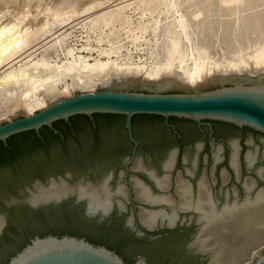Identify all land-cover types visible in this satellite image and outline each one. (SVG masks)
<instances>
[{
  "label": "bare ground",
  "instance_id": "bare-ground-1",
  "mask_svg": "<svg viewBox=\"0 0 264 264\" xmlns=\"http://www.w3.org/2000/svg\"><path fill=\"white\" fill-rule=\"evenodd\" d=\"M106 1L109 2L110 0ZM138 1L141 3V8H143L144 11L148 10L152 14L155 13L150 23V26L154 29L158 27L162 16L169 15L172 17L169 26L173 28L172 36L161 45H158L157 42L154 43L152 40L154 44L150 43L151 45L148 48V61H144V63L136 62L133 58L121 54L123 45L110 44L109 47L98 48L96 50L98 52L97 57H93L92 51L95 48L88 44L82 45L80 48L75 44H65L70 32L65 29L63 31H58L57 29V31L54 32V28L63 26L77 14L78 10L74 8L75 6H64L63 8L53 10L45 7L43 10H37V13L40 11L46 13V16H44L46 19L42 21L39 26H32L27 22L30 13L27 9L15 14L12 13L13 15L10 19L8 18L0 22V67H7L0 73V122L10 119L20 113H31L60 96L73 94L75 89H93L100 81L109 75L131 77L138 82L155 81L159 78L169 76L189 85H197L206 81L207 76L212 73L241 71L248 69L249 66H264V0L216 1L218 6L228 7L227 14L233 17V25L235 27L241 25L245 30H243L245 32V36L243 37H246V44L243 41L245 44H242L243 47H241L237 39H235L237 37L235 36L236 32L233 34L232 40L229 37L233 43L229 44L227 42L226 45L229 48L237 43L235 46L236 49H234L233 54L230 55L229 58H224L223 60H219L217 57H214L215 55H211L209 46L206 44L207 42L203 43V41H205L204 39L201 43H198L199 39L198 41L195 40L196 42L194 40V42H192L188 31L189 18L191 15L195 14L194 12V14L189 13L188 10L192 7L195 8L197 5L206 6V3H211V0ZM185 2L190 3L186 9L187 12L182 11L184 7L181 10V6H183ZM122 3L123 2H120V4ZM132 3L133 1L122 4L116 10L101 12L90 18L88 23L97 25L101 22L107 27L112 21L124 13L123 11ZM101 4V2L93 1L85 8L83 7V10L81 8V13L93 11ZM212 5H215V3ZM220 7L218 11L221 9ZM256 8L258 9L254 11ZM202 9H204V7ZM210 9L211 8L207 6L202 13L207 14L211 12ZM247 10L251 12L248 11L249 13L245 14V19L242 18L240 20V15H243ZM198 12L201 13L199 10ZM215 12H217V10ZM35 16L36 13L34 15L32 14L33 18H35ZM203 16H201L202 19ZM218 19L220 20V18ZM125 21L129 23L128 18ZM88 27H90V25ZM205 29L207 28L205 27ZM197 31L198 33L200 32L199 30ZM252 33L255 39L250 41L249 36L251 35L249 34ZM161 39L162 38H160V40ZM226 39L227 38L224 40ZM135 40L138 41L137 38H135ZM96 42L99 47L103 41L99 38ZM219 42L220 41L217 43L219 44ZM226 45L224 44V46ZM158 46H160V49ZM40 49L44 51L48 49H52L53 51L54 49V56H52L53 54L48 56L44 54L45 52H42L43 54L35 58L37 51ZM217 52L218 51H216V53ZM4 101L9 104H5V102L2 106ZM232 148L230 164L236 170L237 144L233 143ZM172 152L176 154L175 149H173L170 154ZM219 152L220 148L216 150L217 154ZM170 154V157L165 162V169H169L173 165L175 155L174 153ZM217 154L215 155V159H218ZM254 158L255 153L248 152L246 154V161H248L249 165H251ZM137 160L136 157L131 163L132 169L141 167L140 162ZM258 174L263 176L264 169H259ZM107 176L100 184H98V182L97 186L90 182H88L90 185H70L63 178L58 179V181L52 179L48 185L36 184V190L31 192L29 200L31 202H39L76 192L79 197L87 198L88 210L95 211L101 209L106 211L112 206L114 195L126 197L122 185H119L115 191H110L107 188V181L110 175ZM167 178V176H163L155 179L160 189H166L168 187ZM130 180H132L131 186L138 200L144 203L173 206V200L169 196L152 195L148 187L141 181L134 177ZM252 186L253 183L251 179H247L244 182L246 190H249ZM176 192L179 196V201L177 206L171 209V212L167 213L168 211L165 209V211L163 209L148 210L140 207V210H138L140 221L147 227H152L158 219L160 221H166L168 224H174L178 219V210H194L198 213L197 221L200 223L198 227L199 232L197 231V236H194L192 244L197 249L209 251L210 257L207 264H243L250 261L254 253L264 245V191H259L252 199L246 196L240 203L233 202L231 204H224L219 210L215 209L210 199V194L205 184L202 182L199 183L198 195L194 202L191 201L190 186L186 181L178 180ZM117 203L120 206H124L122 201H117ZM131 221L132 215L129 216V222ZM2 225L3 217L0 216V228Z\"/></svg>",
  "mask_w": 264,
  "mask_h": 264
},
{
  "label": "rangeland",
  "instance_id": "rangeland-1",
  "mask_svg": "<svg viewBox=\"0 0 264 264\" xmlns=\"http://www.w3.org/2000/svg\"><path fill=\"white\" fill-rule=\"evenodd\" d=\"M93 1L101 2L102 4L98 8L94 9L93 11L81 13V11L89 3L93 2ZM131 1H133V3L131 5H129L125 9V11H123L124 12V13H122L123 15L121 14L117 19L112 21L109 26L105 27L104 24L101 22H99L97 25H91L90 23H88L89 19L94 17L95 15H98L101 12H105V11L116 10L122 4H126V3H129ZM196 1H198V0H196ZM216 1L217 0H211L210 1L212 4L215 3V5H212L211 3H208V4L206 3V6L200 5L201 8L199 5H197V6H195V8L192 7L188 10L189 13H193V12L195 13V14L193 13L194 15H191V17L189 18L191 21L189 20L188 31L190 33V37H191L192 42H194L195 40L198 41V39H199L198 43H201L204 39L205 41H203V43L207 42L206 44H208V46H209L211 55H213V56L215 55L214 57H217V59L223 60L224 58H229L230 55L233 54L234 49H236L235 46L237 43L229 47L232 51L226 45L227 42L229 44L233 43V42H231V40H232L231 38L233 37V34L236 32L235 36H237V37L235 39H237V42L241 45V47H243V45L246 44V37H243V36H245V32H244L245 30L242 28L241 25L236 26V27L233 25V17L229 16L227 14V10H228L227 8L228 7H226V6L220 7V6H218V3ZM120 2H123V3L120 4ZM189 5H190V3L185 2L183 4V6H181L182 7L181 10L184 7V9L182 11L185 12ZM210 5H212L213 8ZM64 6H72V7L75 6L74 8L76 10H78L77 14H75L63 26L58 27V28L55 27L54 32H56L57 29H58V31L59 30L63 31L65 29V30L70 32V35L67 37L65 44H75L78 48H80V46H82V45H87V44L94 47L95 49H93V51H92L93 57H97L98 52L96 50L98 48L109 47L110 44H112V45L113 44L114 45H123V47H122L123 49H121V54H124V55H127V56L133 58L136 62L144 63V61L145 62L148 61V48L151 44H154L157 42L158 45H161L162 43L167 41V39L169 37L172 36L173 28L169 27L170 23L172 21V17H170L169 15L162 16L160 18L158 27L154 29L152 26H150V23H151L152 19L154 18L155 13L152 14L148 10L144 11L143 8H141L142 5L138 0H110L109 2H107L106 0H103V1L102 0H0V22H3L4 20H7L8 18L10 19V17H12L13 14L27 9L30 12L28 15L29 18L27 19L28 20L27 22L32 26L33 25L39 26L41 24V22L46 19V17H44V16H46V13L43 11H40L39 13H37V10L38 11L43 10L45 7L51 8L53 10V9L63 8ZM207 6H208V8L212 9V10L210 9L211 12H209L207 14L202 13V11H204L207 8ZM203 7H204V9H202ZM219 7L221 8L219 10L221 12L218 11ZM81 8H82V10H81ZM223 8H224V10H223ZM258 8H260V7H258ZM258 8L254 9V11L257 10ZM198 10L201 13H199ZM216 10H217V12H215ZM248 11L249 10H247V12H245L243 15H240V20L245 17V14L251 12V11H249V12ZM222 12H225L226 14L222 13ZM35 13H36V16H35V18H33L32 14L34 15ZM201 16H203V19ZM205 16H207V17H205ZM220 16H223V17H220ZM208 17L210 18L211 21L209 20ZM127 18L129 19V23H126V21H125ZM218 18H220V20ZM221 20H223V21H221ZM204 21H206V22H204ZM226 22H228L230 24H228ZM215 23L217 24V26ZM145 24H147V25H145ZM209 24H210V26H209ZM89 25H90V27H88ZM191 25L192 26L195 25V26L192 27ZM227 25H228V27H227ZM204 26L208 30L205 29ZM167 28H169V29H167ZM195 28H196V30H195ZM223 29H224V31H223ZM197 30H199L200 32L198 33ZM215 30H217V31H215ZM240 31L242 32V34ZM153 32L155 35L153 34ZM158 33L159 34L161 33V34L159 35ZM222 35H223V37L224 36L225 37L223 38ZM249 35H251V36H249L250 41H253L255 39L254 34L252 33ZM253 36H254V38H253ZM129 37H130V39H129ZM153 37H154V39H153ZM159 37L162 38L161 39L162 41L160 40ZM229 37L231 40L229 39ZM99 38L102 39L103 42L98 47V44L96 41ZM135 38H137L138 41H136ZM225 38H227V39L224 40ZM152 40L154 41V43ZM156 40H158V41H156ZM128 41H129V43H128ZM218 41H220L221 43L219 42V44H218L217 43ZM243 41L245 44L243 43ZM213 42H214V44H213ZM209 43H210V45H209ZM224 44L226 46H224ZM159 47L160 46H158V48ZM140 49H142V50H140ZM224 49H225V51H224ZM216 51H218V52L216 53ZM42 52L43 53L45 52L44 53L45 55L47 54L48 56L49 55L51 56L53 54L52 56H54V53H53L54 49H53V51H52V49H48L46 51H44L43 49H40L39 51H37L35 58H37L41 54H43ZM84 54H86V53H84ZM6 68L0 67V73H2ZM5 102L6 101L3 102L2 106L4 105ZM5 104H9V103L6 102ZM20 114H22V113H20ZM94 117L96 120H98V122L103 127H105V129H107V135H110L109 138L111 141H113V123L110 124L107 122V120L113 119L114 123L116 125L115 127H117V129H118L117 131L119 132V135L114 133L117 136L116 138L118 139V143L113 142L114 148H112L106 154L104 159H101V161L93 160L92 162L90 161V162H87L83 165H80V164L75 165L74 167H71V168L66 167L63 169L62 172L55 171V172H50V173L43 174V175L35 173V174L31 175V177L26 179L24 181V183L17 188V190L9 191V192L4 194L3 201L5 202V204L6 205H11V204H27L28 205V199H29V196L31 195V193L29 191H27L26 189H24V187L25 188L30 187L33 191H35L36 187L35 188L33 187V184L35 183V181L42 180L43 182H47L50 176H55V177L57 175L64 176L65 173L69 174L65 179L71 183L70 185H76L78 183H87V182H89L88 180H91L92 182H94V184H97L98 182H101L108 175L109 172L112 171L113 177L109 180L108 185H109V187L110 186L112 187V188H110L111 190H114L117 187L118 182L120 180L117 172H118L119 168L121 167L122 159L126 155L129 154L130 142L126 137L125 129L122 126V120H123L122 116H107V115H102V114H96ZM133 120H134L135 131H136L138 137L140 139H142V143L139 145L138 150H137L138 159H139V162L141 164L140 165L141 167L135 168L131 172L135 176H138V177L140 176L144 180H147V175L141 168L146 169L147 171H150L152 168H154L157 172H161L162 171L161 170V164H162L164 158L167 156V154L169 152H171L176 147L178 148V152L176 155L175 163L173 165L172 173L175 174L178 171V169H183L185 172V169L187 170L189 168L190 169L194 168L193 169L194 172L197 175L199 174L200 178H203L205 172H207L209 174L210 181L213 183V185H212L213 192L219 198H221L222 195L223 196L226 195V193H229V192H231V194L234 193L233 191H235V185L238 186V183H239L236 178H238V180H240V178H241V182L242 181L244 182L246 178H252L251 175H255L256 169L258 170V168H260V167L264 168V156L262 154L263 150H264V133L253 130L247 126L235 127L232 125L224 124V123H222V121L209 120L212 123L213 127L217 128L218 134L224 135L227 139L237 137L238 139H242V140H248V139L253 140V145L244 144V145H242L241 148H239V150L242 152V154L243 153L246 154V152L248 150H251L253 152L256 151L255 161L250 166H248L247 163L242 161L241 156L240 157L238 156L239 160L241 161L242 177L239 178V176L237 177V175L231 174L230 176L228 175V178L225 181H223V179H220L217 182L216 179H214L211 175H212V173H215L217 175L216 169H217V171L221 172V171H223L225 166L228 167L227 166L228 165V159H225L223 157V154L221 155L220 159L217 161H215L212 158H207L205 156L206 153H208V150H213V148L208 147L206 144L202 145L197 150L193 147L194 142H196L198 140H202L204 138L203 133L198 129L195 122L188 120V119H185V118H180V117H172V118L168 119V121L172 122L177 127V129L182 133V140L181 141L179 140V142H178L177 140H175L174 133L164 123V121L158 117L136 114V116L133 117ZM70 121L77 123V125H79V127H80L81 132L86 131V130L89 131V123L84 116H74L73 115L71 117V119H69V122ZM55 125L62 128L65 132H68L69 129H71V127L69 126V123L67 125L64 123V121L58 120V121H56ZM203 128H204V131L207 132L206 124H203ZM158 134L164 135L166 137V141H165L164 145L159 150L155 149L150 144L151 138L153 136H157ZM32 138H33L32 132L17 133L16 135L11 137V139L13 140L12 142H16L18 144L19 148H22L23 146L25 148H27V147L28 148H34V146H32V143H31ZM67 138H68V141H70V142L74 141V139L70 135H68ZM231 140H233V139H231ZM0 148H2L1 144H0ZM195 151L198 152V158H196V162H195V156H194ZM214 151H216V149ZM0 168L1 169L8 168V164L6 162H3V164H1ZM147 168H150V169H147ZM81 180H85L86 182H79ZM56 181H58V180H56ZM259 185H260V187L258 189H264V176H262V179L259 180ZM67 198H73V197L69 196ZM114 200L122 201L123 204H124V202H123V200H124L126 202L127 210L126 211H119L117 209L116 205L114 204V207L111 209V211L108 213V215L113 210H115L117 215H121V219L123 220V224L125 225V221L127 219V216L130 213L129 200L127 199V197H123L121 195H115ZM75 203H80V207L82 209H84L83 201L75 202ZM159 207H164L167 210H170V208L168 206H164V205L155 206V207H152L151 209H156ZM190 213L191 212H182L181 217L176 221V224L174 225V227L180 223L183 215H190ZM1 215H4V218H5L6 223H7V218H6L7 211L1 209L0 210V216ZM97 216H99V215H97ZM99 218H101V217H99ZM6 223H4L1 226L0 234L3 232V229L6 226ZM59 224H61V223H59ZM80 224H82V223L73 224V225L75 227H82V228L85 227V226H83L84 224L83 225H80ZM188 226L189 227L187 228V235H185L182 239L179 240V245H178L177 249H175V250L172 249L169 252L164 251L161 253H157L156 251L153 252L149 249H146V252L150 255L153 264H204L205 263L206 258H202L201 254L196 253L194 246H188V242L192 239V235L196 230V225H194V223L192 222ZM162 228H165V227H162ZM162 228L158 227V229H154L153 231H158ZM85 229L90 230L94 234L107 235L111 241H113V239H116V235H114L113 232L108 233L106 230H100V229L88 227V226H86ZM13 246L14 245H12L11 247H13ZM262 246H264V245H262ZM126 249L130 250L129 248H126ZM11 254L12 253H10L9 255H11ZM138 255H143V254L139 253ZM191 255H194L195 258H192ZM143 256L145 257V255H143ZM1 259H2V257L0 256V262H2Z\"/></svg>",
  "mask_w": 264,
  "mask_h": 264
},
{
  "label": "water",
  "instance_id": "water-1",
  "mask_svg": "<svg viewBox=\"0 0 264 264\" xmlns=\"http://www.w3.org/2000/svg\"><path fill=\"white\" fill-rule=\"evenodd\" d=\"M93 113L122 114L124 116L123 127L128 140L131 142L130 152L122 159L121 168L118 170V176L126 184L127 197L130 203V213L125 224L135 230L138 235L146 232L149 237H153L151 231L154 229H158V227L171 228L176 222L168 224L166 221L158 219L152 227H147L138 217V210L141 205L155 207L156 204L144 203L138 200L134 196L131 186L130 174L133 171L131 163L138 157L137 146L139 144V139L134 136L132 131V115H160L163 117L164 123L177 137H180V133L175 125L168 121L169 116L191 120L195 122L200 131H203L202 125L206 124L212 141H214V137L212 136V127L209 120L227 122L236 127L247 126L264 133V66H249L248 69L241 71L212 73L207 76L206 81L197 85H189L169 76L155 81L138 82L131 77L109 75L93 89H75L73 94L60 96L31 113L18 114L10 119L2 120L0 122V141L6 143L7 138L11 135L27 130H34L42 139L43 136L39 130L44 125L54 133H58L62 139L63 133L55 127L54 121L63 120L70 125V116L84 114L89 117L94 127ZM174 149L177 151L178 148ZM164 161L162 168L166 170ZM143 170L150 179L154 180L146 169ZM152 171L156 175L155 170ZM68 175V173H65L64 176H50L47 182L37 180L33 187L35 188L36 184L47 185L52 179L58 180L60 178L71 184L65 179ZM108 175L111 178L112 171ZM88 181L94 184L91 180ZM79 182L86 181L81 180ZM110 188L112 187L110 186ZM156 188L158 187L156 186ZM25 189L30 193L33 191L30 187ZM69 196H73L75 201L84 202V212L87 216L99 215L103 217L111 211L114 204L119 211L127 210L124 200V206H120L114 198L112 206L106 211L101 209L88 210L87 198L79 197L76 192L39 202H31L28 199V204L35 207L41 204L56 203ZM130 215H132L131 222H129ZM1 216L3 217V224L6 223L4 215ZM182 222L183 220L180 224ZM195 223L197 228L192 235V239L188 242V246H194L192 241L199 227L197 220H195ZM195 252L200 253L202 258H206L204 264L208 263L209 251H203L195 247ZM0 264L151 263L143 255H136L132 262L127 261L114 248H110L103 243L93 242L84 235L68 232L62 234L47 232L45 234L35 233L30 235L19 249ZM243 264H264V246L254 253L250 261Z\"/></svg>",
  "mask_w": 264,
  "mask_h": 264
},
{
  "label": "trees",
  "instance_id": "trees-1",
  "mask_svg": "<svg viewBox=\"0 0 264 264\" xmlns=\"http://www.w3.org/2000/svg\"><path fill=\"white\" fill-rule=\"evenodd\" d=\"M96 114L124 117L122 114L93 113V118H95L94 116ZM142 115L155 116L163 120V117L160 115ZM74 116H84L89 123V131L86 130L81 132L79 125L70 121L73 128L65 132L55 125L56 121H58L56 120L53 124L63 133L62 139L58 133H54L50 128L44 125L39 130L40 134L43 136L42 139L34 130L20 132L33 133L31 143L34 148H25L24 146L19 148L18 144L12 142L13 140L11 139V137L16 134L8 137L6 143L0 141L2 145V148H0V167L3 162L8 164V168H0V210L7 211V223L3 232L0 234L1 260L6 261L9 254L19 249L30 235L35 233L45 234L47 232L58 234L68 232L84 235L93 242L103 243L110 248L114 247L125 260L130 262L133 261L136 255L142 253L147 260L153 264L146 249L153 252L156 251L157 253L164 251L169 252L172 249H177L179 240L182 239L186 233V231H184L187 229L186 227L161 229L160 231H167V233L164 234V232H162L158 237L151 238L148 235H135L134 232L123 224L121 215H117L115 210L102 218H99L97 215L87 216L80 207V203H75L70 198L57 203H48L37 207L27 204H5L3 201L4 194L9 191L17 190L26 179L35 173L43 175L55 171L62 172L66 167L71 168L75 165H83L93 160L101 161V159L105 158L104 151L110 148V142H108L110 135H107V129L96 119V126L93 127L89 117L84 114H76ZM134 116H136V114L131 117L133 134L138 137L134 128ZM71 117L72 116H70L69 119H71ZM172 117L174 116H169L168 119ZM107 122L110 124L113 123V134L116 133L119 135L114 120L110 119L107 120ZM64 123L68 125L66 121H64ZM67 134L70 135L74 141H68ZM78 223H82L80 225L84 224L83 226L85 227L88 226L106 230L108 233L113 232V234L116 235V239L111 241L107 235L94 234L90 230L85 229V227H75L73 225ZM180 228H184V230H180ZM12 245H14V248L11 247ZM191 257L195 258L194 255H191Z\"/></svg>",
  "mask_w": 264,
  "mask_h": 264
},
{
  "label": "flooded vegetation",
  "instance_id": "flooded-vegetation-1",
  "mask_svg": "<svg viewBox=\"0 0 264 264\" xmlns=\"http://www.w3.org/2000/svg\"><path fill=\"white\" fill-rule=\"evenodd\" d=\"M93 120H94V123H95V125L94 126H96V122H95V118H93ZM222 123H224V124H228V125H232V124H230V123H227V122H222ZM70 125H71V127L73 128V126H72V124H71V122H70ZM122 126H123V123H122ZM207 126V125H206ZM232 126H234V125H232ZM56 127V126H55ZM176 127V126H175ZM202 127H203V125H202ZM211 127H212V136L214 137V141H212L211 140V136L208 134V131H209V128H208V126H207V132H205L204 131V128H203V131H201L202 133H203V139L202 140H198V141H196V142H194L193 143V147L197 150V149H199L202 145H204V144H206L208 147H212L213 148V150H208V153H206V157L207 158H212V159H214L215 161H217V160H219L220 159V157H221V155L223 154V157L225 158V159H228V167H224V169H223V171H221V172H219V171H217V169H216V172H217V175L215 174V173H212V177L214 178V179H216V181L218 182L220 179H223V181H225L227 178H228V175L230 176L231 174L232 175H237V177L239 176V178L240 177H242V174H241V172H242V167H241V161L239 160V157L241 156L242 158V161H244L245 163H247V165L248 166H250L249 164H248V161H246L247 159H246V154L249 152V153H255V156H256V151L255 152H253V151H251V150H248L247 152H246V154L245 153H243L242 154V152L239 150V148H241L242 147V145H244V144H251V145H253V140H242V139H238L237 137H234V138H231V139H233V140H231L230 138H226L224 135H222V134H218V132H217V128L216 127H213V125H212V123H211ZM236 127V126H235ZM57 128V127H56ZM58 128H60V127H58ZM71 128V129H72ZM124 128V127H123ZM177 128V127H176ZM62 129V128H61ZM125 129V128H124ZM171 130V129H170ZM178 130V129H177ZM132 131H133V126H132ZM172 131V130H171ZM179 131V130H178ZM179 133H180V137H177L176 136V134L174 135L175 136V140H177L178 142H179V140L181 141L182 140V133L179 131ZM135 136V135H134ZM80 137H81V135H80ZM117 136H116V134H113V141H111L110 140V138H109V140H108V142H110V145H109V149L106 151H104L105 152V156H106V154L112 149V148H114L113 147V142L115 143V142H117L118 143V139L116 138ZM126 137H127V135H126ZM136 138H138L139 139V144H138V146H137V150H138V147H139V145L142 143V139H140L139 137H137V136H135ZM154 137V138H153ZM152 138H153V140L152 141H150V144L155 148V149H157V150H159V149H161V147L164 145V143H165V141H166V137L164 136V135H160V134H158L157 136H153ZM151 138V139H152ZM128 139V138H127ZM130 142V141H129ZM233 143H236L237 144V168H236V170L231 166V164H230V155H231V152H232V150H233V148H232V144ZM106 144V143H105ZM130 146H131V142H130ZM130 146H129V152H130ZM177 148V147H176ZM218 148H220V152L217 154L216 153V151H214L215 149L217 150ZM223 152H222V151ZM177 152H178V149H177V151H176V154H175V152H172V153H174V155H175V158H174V161H173V165H174V163H175V159H176V155H177ZM171 153V154H172ZM169 154H170V152L167 154V158L165 157L164 158V167H165V162L168 160V158L170 157L169 156ZM170 154V155H171ZM194 156H195V162H196V158H198V152L197 151H195L194 152ZM218 155V159H215L216 157H215V155ZM263 154V153H262ZM239 156V157H238ZM256 158V157H255ZM255 158H254V160L252 161V163L255 161ZM137 159H138V157H137ZM137 161H139V159L137 160ZM136 162V161H135ZM134 162V163H135ZM121 163H122V161H121ZM133 163V164H134ZM163 163V162H162ZM251 163V164H252ZM132 164V165H133ZM173 165H172V167H170L169 169H167L166 168V170H164L163 168H162V164H161V172H157L154 168H152L150 171H147L151 176H152V178L154 179V180H152V179H150L149 177H148V174L146 173V175H147V180H144L143 178H141L140 176V178L138 177V176H135L133 173H131L130 174V179L132 178V177H134L135 179H138L139 181H141L145 186H147L148 187V189L150 190V192H151V194L152 195H163V196H169L172 200H173V206H168V205H166V204H158V205H156V206H159V205H164V206H168L169 208H170V210H167L166 208H164V207H159V208H156V209H154V210H159V209H165V210H167L168 212L167 213H169V212H171V209L173 208V207H176L177 206V203H178V201H179V196H178V194H177V192H176V187H177V182H178V180H183V181H186L188 184H189V186H190V197H191V201H195L196 200V198H197V195H198V187H199V183L200 182H202V183H204L205 184V186H206V189H207V191H208V193L210 194V199L212 200V202H213V204H214V207H215V209L216 210H219V209H221V207L224 205V204H231V203H233V202H235V203H240V202H242L245 198H246V196L247 197H249V198H254V196L259 192V191H264V189H258L259 187H260V185H259V180L260 179H262V176H260L259 174H258V170L259 169H261V168H263V167H260V168H258V170L256 169V171H255V175H251V177L252 178H244L245 179V181L247 180V179H251L252 180V183H253V186L249 189V190H246L245 189V187H244V182L242 181L241 182V178H240V180H238V178H236L237 179V181L239 182L238 183V186H236L235 185V191H233L234 193L233 194H231V192H229V193H226V195H222V197L221 198H219V197H217V195H215L214 194V192H213V187H212V185H213V183L210 181V178H209V174L207 173V172H205V174H204V176H203V178H200L199 177V174L197 175L195 172H194V168L193 169H185V172H184V170L183 169H178V171L174 174V173H172V170H173ZM121 168V167H120ZM131 168H132V166H131ZM147 169H150V168H147ZM155 170V172H156V175L153 173V171L152 170ZM264 169V168H263ZM117 174H118V172H117ZM174 174V175H173ZM163 176H167L168 178V187L166 188V189H160L159 187H158V185L156 184V178L158 179V178H161V177H163ZM264 176V175H263ZM107 177H109V176H107ZM107 177H105V178H107ZM113 177V172H112V176H111V178ZM119 177V176H118ZM104 178V179H105ZM110 178V179H111ZM120 178V177H119ZM103 179V180H104ZM109 179V180H110ZM102 180V181H103ZM144 180V181H143ZM149 180V181H148ZM101 181V182H102ZM101 182H99L98 184H100ZM131 182H132V180H131ZM154 182H155V184H156V186L159 188H156V186H155V184H154ZM78 184H81V185H86V184H89L88 182L87 183H78ZM77 184V185H78ZM98 184H96L95 186H97ZM109 182L107 183V188L110 190V191H115L116 190V188L119 186V185H122L123 187H124V190H125V194H126V197H127V190H126V185L124 184V182L122 181V179L120 178V180H119V182H118V185H117V187L114 189V190H111L110 189V187H109ZM90 185V184H89ZM131 185H132V183H131ZM91 186H93V185H91ZM114 188V187H113ZM24 189H25V187H24ZM132 189H133V187H132ZM152 189V190H151ZM258 189V190H257ZM133 193H134V190H133ZM134 196H135V193H134ZM73 197V196H72ZM114 197H115V195H114ZM64 199H68V198H64ZM63 199V200H64ZM70 199H72L74 202H81V201H75V198L73 197V198H70ZM128 199V198H127ZM62 201V200H61ZM60 202V201H59ZM57 203V202H56ZM84 203V202H83ZM29 205V204H28ZM41 205H44V204H41ZM39 206V205H38ZM37 207V206H36ZM141 207L142 208H144V209H148V210H150L152 207H146V206H143V205H141ZM140 210V209H139ZM164 210V211H165ZM83 211H84V209H83ZM182 212H191L190 213V215H183V217H182V219H181V221L183 220V222H182V224H178L177 226H175V227H186V228H188L189 226L188 225H190L192 222L194 223V225H196V223H195V220H197V217H198V213L197 212H195L194 210H191V209H189V210H178L177 211V214H178V219L181 217V213ZM85 213V212H84ZM138 213H139V211H138ZM86 215V214H85ZM108 215V214H107ZM107 215H105V216H107ZM96 216V215H95ZM100 217V216H99ZM104 217V216H103ZM138 217H139V214H138ZM102 218V217H101ZM131 218V217H130ZM177 219V220H178ZM176 220V221H177ZM190 220V221H189ZM180 221V222H181ZM189 221V222H188ZM188 222V223H187ZM200 223V222H199ZM201 225V224H200ZM125 226H127L126 224H125ZM132 232H134V234L135 235H138V234H136L135 233V230H133V229H131L129 226H127ZM174 226L173 227H171V228H175ZM171 228H162V229H171ZM196 228H197V225H196ZM161 230V229H160ZM160 230H158V231H151V233L153 234V237H151V238H154V237H158L159 235H161L162 234V232H164V234H166L167 233V231H160ZM180 230H184V228H180ZM184 231H186V233L184 234V236L185 235H187V229H185ZM196 231V230H195ZM199 232V231H198ZM195 233V232H194ZM198 234V233H197ZM142 235H147V233L145 232L144 234H142ZM138 236H141V235H138ZM197 236V235H196ZM112 248H114V247H112ZM115 249V248H114ZM116 250V249H115ZM197 253V252H196ZM200 254V253H199Z\"/></svg>",
  "mask_w": 264,
  "mask_h": 264
}]
</instances>
